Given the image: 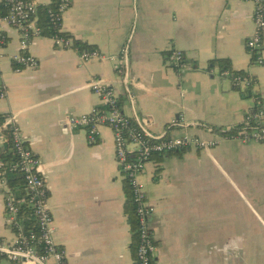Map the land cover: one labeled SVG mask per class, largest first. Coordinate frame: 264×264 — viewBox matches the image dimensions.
<instances>
[{"label": "crops", "instance_id": "obj_1", "mask_svg": "<svg viewBox=\"0 0 264 264\" xmlns=\"http://www.w3.org/2000/svg\"><path fill=\"white\" fill-rule=\"evenodd\" d=\"M253 9L251 0H72L61 30L106 56L125 48L123 72L120 61L82 62L42 35L28 46L38 65L15 70L20 36L2 24L0 115L12 117L41 161L54 241L66 264H133L137 245L112 130L98 127V140L90 143L69 124L71 116L103 105L90 78L107 83L121 111L153 135L210 137L211 127L235 126L264 108V62L252 63L256 53L245 46ZM172 49L183 52L184 68L166 61ZM216 58L227 59L230 71L250 74L252 87H232L210 67ZM139 179L151 208L153 264H264L263 142L225 140L156 154ZM4 197L0 184V238L12 241ZM0 264L12 263L0 258Z\"/></svg>", "mask_w": 264, "mask_h": 264}, {"label": "built area", "instance_id": "obj_2", "mask_svg": "<svg viewBox=\"0 0 264 264\" xmlns=\"http://www.w3.org/2000/svg\"><path fill=\"white\" fill-rule=\"evenodd\" d=\"M254 4L252 20L253 32L246 39L245 46L249 53H256L252 59L254 64H262L264 58L261 54L264 35V0H251ZM6 6V12L0 15V44L4 41L2 24L15 28L20 36L21 52L14 56L15 70L23 68H35L38 60L28 52L29 42L33 37L39 36L40 31L36 25L38 5L35 0H0ZM72 0H57L54 9H49L51 19L62 25V15L70 6ZM59 48L74 50L82 62L92 59H109L120 61L117 66L119 72H123L126 50L122 48L117 56L104 55L96 49H79L74 45L73 38L51 37ZM166 61L180 70L186 66L184 54L181 50L172 49L166 56ZM219 75L227 79L232 86L242 91L252 87L251 75L244 76L232 74L229 70L220 71ZM90 89L101 99L103 104H108V110L93 109L89 113L71 116L69 124L79 127L86 133L88 142L96 143L98 140L97 128L108 126L113 133L115 159L122 174L128 179L133 191V198L137 204L139 219L138 241L135 250L133 264H153V255L156 244L148 226V216L151 208L145 203L144 185L139 176L145 163L154 154H166L182 149H208L218 145L221 141L236 140L239 142H263L264 143V108L259 105L253 118L258 122L257 128L242 134L214 133L210 137H202L196 134L183 133L171 136L165 133L153 135L146 129L137 125L130 117L126 116L118 107L119 100L107 83L96 77L89 80ZM6 97L5 86H0V98ZM250 114L245 116L247 122ZM1 129H10L13 148L18 156L19 170L25 179V188L28 198L27 205L33 209L37 219L38 233L24 236L15 234L12 241L0 238V257L8 259L12 264H66L65 252L54 241L55 227L48 206V190L41 173V161L38 155L27 145L18 125L10 115H5L0 125ZM2 162L0 160V167ZM2 172L0 171V174ZM0 184L5 191L4 206L8 213V221L13 222L19 211L18 200L7 186L4 177L0 178ZM39 245H41L39 247Z\"/></svg>", "mask_w": 264, "mask_h": 264}, {"label": "trees", "instance_id": "obj_3", "mask_svg": "<svg viewBox=\"0 0 264 264\" xmlns=\"http://www.w3.org/2000/svg\"><path fill=\"white\" fill-rule=\"evenodd\" d=\"M57 0H54L48 5H38L37 10V20L36 25L39 28L40 35L48 37H63L73 38V35L59 30V25H57L50 16L49 9H54L56 6ZM6 12V6L3 2H0V15ZM74 45L79 49H91L90 46L81 43V41L73 38ZM56 46V45H55ZM210 67H217L219 71H224L230 69V62L225 58H216L210 61ZM230 71V70H229ZM232 74H238L244 76L243 71H230ZM253 81V77L251 76ZM237 88L236 86H232ZM118 107L120 106V101ZM110 107L108 104H103L99 109L108 110ZM251 118L246 122L243 121L232 127H222V126H213L211 130L216 133L221 134H242L244 132L250 131L252 128H257L259 125L257 121L253 118L254 113L250 114ZM5 115H0V123L3 121ZM3 134L6 137L5 142L0 146V160L2 166L0 167V178L4 177L7 183V186L14 194L16 200H18L19 211L16 214L15 220L11 222V230L15 233H21L24 236H29L32 233H38V225L33 209L27 205L25 200L28 198V194L25 188V179L22 172L19 170L18 166H15L18 160V156L14 151L13 143L11 140L10 129H3ZM156 155V154H154ZM153 155V156H154ZM152 156V157H153ZM124 190L126 194L125 201V212L128 214V220L134 231V238H137L138 241V226L139 219L137 214V204L133 198V191L129 184L127 178H124ZM41 245H39L40 247ZM137 246V245H136ZM2 258V257H0Z\"/></svg>", "mask_w": 264, "mask_h": 264}, {"label": "rangeland", "instance_id": "obj_4", "mask_svg": "<svg viewBox=\"0 0 264 264\" xmlns=\"http://www.w3.org/2000/svg\"><path fill=\"white\" fill-rule=\"evenodd\" d=\"M6 259V258H5Z\"/></svg>", "mask_w": 264, "mask_h": 264}]
</instances>
